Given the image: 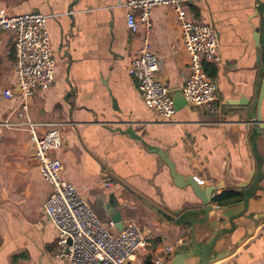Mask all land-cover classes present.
Returning <instances> with one entry per match:
<instances>
[{"label": "crops", "instance_id": "1", "mask_svg": "<svg viewBox=\"0 0 264 264\" xmlns=\"http://www.w3.org/2000/svg\"><path fill=\"white\" fill-rule=\"evenodd\" d=\"M259 3L264 0H200L191 7L189 18L217 34L218 61L205 70L216 83L218 112L208 114L182 99L188 59L171 9L153 8L150 27L138 22L132 33L123 0H0V12L7 16L36 12L47 17L54 81L34 94L30 114L62 124V147L55 153L62 178L97 218L111 221L114 209L123 224L137 223L149 243L139 258L142 264H155L167 246L174 250L172 257L190 251L192 235L210 243L216 233L213 252L227 254L210 264H264V131L257 135L236 115L244 109L239 105L255 110L264 79L257 46L264 30ZM144 41L158 57L157 79L173 102L183 103L171 121L146 107L128 74ZM13 44V35L0 32V121L20 101ZM8 89L10 98L3 95ZM260 107L264 122V95ZM156 150L167 155L178 174L216 187L212 198L236 190L246 202L211 203L204 224L191 188L175 187ZM253 170L259 171L256 191L237 189ZM48 194L28 133L0 127V264H62L52 256L56 231L43 210Z\"/></svg>", "mask_w": 264, "mask_h": 264}, {"label": "built area", "instance_id": "2", "mask_svg": "<svg viewBox=\"0 0 264 264\" xmlns=\"http://www.w3.org/2000/svg\"><path fill=\"white\" fill-rule=\"evenodd\" d=\"M200 0H123L126 24L135 33L139 22L150 27L155 7L171 9L182 31L188 75L181 94L186 104L208 114L218 112L216 83L208 77L206 64L217 57V34L208 25L190 19L191 7ZM47 17L36 12L7 16L0 12V29L14 36L13 68L20 91L18 105L0 121V127L28 133L39 173L49 188L43 210L56 231L54 259L62 264H142L140 257L149 246L137 223L127 220L121 231L113 221L102 222L76 187L62 178V163L55 153L62 147L61 123L33 119L30 102L37 91L49 89L54 81V61L46 30ZM158 57L144 41L128 68L148 109L163 121L176 113L168 88L156 76ZM10 98V89L3 92ZM106 187L110 183H105ZM173 248H164L155 264H168Z\"/></svg>", "mask_w": 264, "mask_h": 264}, {"label": "water", "instance_id": "3", "mask_svg": "<svg viewBox=\"0 0 264 264\" xmlns=\"http://www.w3.org/2000/svg\"><path fill=\"white\" fill-rule=\"evenodd\" d=\"M258 11L261 13L262 10H264V4L259 3L258 4ZM0 32H4V30L0 29ZM257 46L260 47V57L259 61L263 64L264 68V30L261 29V32L258 37ZM182 95V94H181ZM264 95V79L261 83L259 94H258V100L256 104L255 110L248 112L245 109V105H239L243 106L244 109L241 111H238L236 115L239 117V119L244 120V122L247 124L248 129L252 127V129L256 132L258 135L260 132L264 131V122L262 121V117L260 114L261 111V102ZM183 97V96H182ZM184 99V98H182ZM174 107L176 109H180L183 106V103L181 104L180 100L175 99L174 100ZM157 156L160 158V160L165 164V166L169 169L170 176L172 178V182L177 188H186L190 187L194 196L198 200L199 204L202 207V212L205 214L204 224L207 222V214L211 211V203L214 201V197L212 198V193L215 191L216 187L214 186H203L201 183H199L193 176L184 177L177 173L175 170L174 164L169 160L167 155L159 150L154 151ZM34 154V153H33ZM36 162V161H35ZM259 171L253 170L250 171L249 175L247 176V180L243 183H240L236 185L237 189L244 190L248 186L253 189L255 192V184L258 181ZM246 202V199H244L243 203ZM145 206H147L150 210H152L154 213L158 214L162 218H166L169 221H173V217L164 213L160 209H157L154 205L145 203ZM109 215L111 218V221L116 223V228L118 231H121L123 223L121 219V214L112 209V211L109 210ZM202 224V223H201ZM220 233H216L213 240H211L210 243H202L198 242L194 235L191 237V243H192V249L187 252L178 253L174 255L169 262V264H190L187 263L192 258H197L198 262L193 264H210L214 261H217L223 257L226 256L227 251H221L219 253H214L213 249L215 247L216 241L219 238Z\"/></svg>", "mask_w": 264, "mask_h": 264}, {"label": "trees", "instance_id": "4", "mask_svg": "<svg viewBox=\"0 0 264 264\" xmlns=\"http://www.w3.org/2000/svg\"><path fill=\"white\" fill-rule=\"evenodd\" d=\"M208 76H211V73L208 72ZM243 199V194L240 191L227 190L215 196L213 202L219 207H230L239 204Z\"/></svg>", "mask_w": 264, "mask_h": 264}]
</instances>
